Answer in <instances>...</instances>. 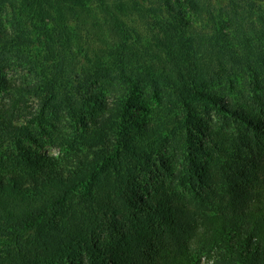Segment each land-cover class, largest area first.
I'll return each instance as SVG.
<instances>
[{
    "label": "trees",
    "instance_id": "trees-1",
    "mask_svg": "<svg viewBox=\"0 0 264 264\" xmlns=\"http://www.w3.org/2000/svg\"><path fill=\"white\" fill-rule=\"evenodd\" d=\"M164 1L162 15L136 0H0V264H264V106L238 101L248 77L255 88L264 77V2ZM181 6L222 28L203 32ZM122 10L164 56L141 47ZM91 19L108 55L95 80L109 97L60 56L79 43L67 21L91 34ZM216 60L233 75L227 91L207 83ZM145 84L157 105L135 116ZM21 116L47 120L60 153L26 146L37 129ZM155 169L169 179L143 187Z\"/></svg>",
    "mask_w": 264,
    "mask_h": 264
},
{
    "label": "rangeland",
    "instance_id": "rangeland-1",
    "mask_svg": "<svg viewBox=\"0 0 264 264\" xmlns=\"http://www.w3.org/2000/svg\"><path fill=\"white\" fill-rule=\"evenodd\" d=\"M136 1L137 3H139L140 5H144L145 7H150L151 2H152L154 3V7L156 6L160 7L162 15L166 13V10H165L166 1L164 0H136ZM207 1L208 3H210L211 6L218 7L220 5H224L225 3H227L228 0H207ZM254 1L264 2V0H254ZM86 7H89V10H88L89 13L87 15L89 16L93 15L95 19H97L98 21L102 20L103 16L96 5L92 3H88ZM181 7H182V13H184L188 17H192L193 19H195V21H198V18H195L196 16L193 13H191V10L189 8L188 10L187 8H185L184 10V7L183 6ZM232 7L236 9L238 12L242 11L240 8V3L238 2L232 3ZM5 13L6 11L2 8V10L0 11L1 18H4ZM120 15L123 18V20L126 23H128L129 26H131L132 28H134L140 33V44L143 49L148 50L150 52L152 51L153 55L157 54L160 56H164V50L161 49L158 45H156L155 40L152 37V32L148 29L146 24H144L141 20H139L135 14L128 15L127 12H125L124 10H122ZM184 19L189 20V18H184ZM95 21L96 20L91 19L88 22L92 30L91 34H88V32L84 31V29L81 26H79V28H75L77 27V23L74 20L70 22L67 21L68 26L73 27L75 29V35L77 36V38H74V40H77L79 43L76 44V41H74L72 43L71 48H69L68 46L61 47L62 54L60 56H63L64 59H66V61L68 62H71V63L73 62V67L77 66L78 68H80L79 66H81L84 75L87 77V79L91 80L90 83H88V85H91V87H93L92 89L101 90L99 89V87L100 85H102L101 83L102 81L101 80L96 81L95 79L96 78L99 79V77L103 75L104 72L99 71V70L102 67V64H104V62L107 60L108 55L105 50L106 49L105 44L102 42L103 41L102 37L99 36V33L97 32L96 28L92 26L94 24L98 25L97 22ZM5 24L7 25L8 22L6 21ZM222 25L223 23L220 22V19H216V15H215V18L213 19L209 15L206 14L204 23L199 22V28L203 32H208V30L211 27L215 28V30L217 31L219 28H222ZM235 62H236V58L233 60L231 59V62H230L231 65L229 66L231 73L235 68L238 69V66L235 64ZM13 64L15 65V62H13ZM214 69H215L214 74L211 75L209 79L207 80L208 85L210 87H214L217 89L225 87V90L227 91V87L229 83L228 80H231V77H233V75H231V73H228L230 74V76H229V79H227L226 73L223 72V70L220 69L219 67V60H216V65ZM94 72L97 74L96 76H93ZM10 73H11L12 79L14 81H17V83L19 81H23L25 77H27L26 70H21V68L11 69ZM234 77H237L239 80H241L239 75H235ZM247 81L253 82L252 84L249 85L251 87H249L248 89L249 90L251 89V90L248 91L249 96L247 98L243 100H238V93L237 92L233 93V91L229 95H231V97L235 98L236 100L240 101V103H242L246 108L251 109L250 111L254 113H259L258 111L261 107L260 105L263 104L264 106V77H262V81L258 84L259 86L256 88L255 86L257 85V83L254 82L255 80L253 79V77H248ZM142 86H143L142 87L143 94L138 95V97H141L143 100H146V101L143 102L144 104L142 103L143 105L140 104L141 106L139 108H135L133 110L135 116H143V115L146 116L149 114L150 110H152V108L157 105V102H156L157 98L155 100L154 97L147 96L148 93H152L149 86L147 84L142 85ZM237 88L241 89V87H237ZM84 89L86 88L83 87L82 90ZM237 90L238 89H236V91ZM101 91L107 97H109L108 91L106 90H101ZM153 94L155 93H152V95ZM1 100H2V93L0 92V101ZM24 101L26 105V111L28 109L32 110L35 107V99L33 98V96L26 95L24 97ZM244 103H246L247 105ZM23 109L25 108L23 107ZM46 121L47 120H43V121H39L42 123H38L37 121L30 118V116L26 118L22 117L19 119V122H24L31 127L33 126L36 127L37 129L36 137L38 139V142L36 144H33L31 142L26 141L24 144L26 146H30L31 148H36L37 150L42 151V152L58 154L60 153V150L56 146H54L50 140H47L46 138L47 137L46 127L49 126L48 124H46L47 123ZM162 178H165L166 180L169 179L167 174H163V172L161 174L160 170L155 169L153 172L149 173L146 177H144L143 182H142L143 187H145L148 184L152 185L153 183L160 181V179Z\"/></svg>",
    "mask_w": 264,
    "mask_h": 264
}]
</instances>
